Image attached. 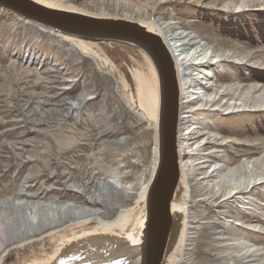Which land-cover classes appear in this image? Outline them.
Returning <instances> with one entry per match:
<instances>
[{"label": "rangeland", "instance_id": "1", "mask_svg": "<svg viewBox=\"0 0 264 264\" xmlns=\"http://www.w3.org/2000/svg\"><path fill=\"white\" fill-rule=\"evenodd\" d=\"M68 1L154 18L209 48L203 66L185 70L180 133L190 190L177 264H264V81L254 76L264 74V39L243 23L222 33L219 21L264 16V0ZM152 149V128L112 73L73 41L0 8V261L69 224L114 218L146 181ZM85 207L98 213L62 220Z\"/></svg>", "mask_w": 264, "mask_h": 264}, {"label": "water", "instance_id": "2", "mask_svg": "<svg viewBox=\"0 0 264 264\" xmlns=\"http://www.w3.org/2000/svg\"><path fill=\"white\" fill-rule=\"evenodd\" d=\"M0 8L92 56L153 130L146 182L114 219L69 224L10 251L0 264H177L190 186L180 133L183 69L165 30L154 18L89 10L68 0H0Z\"/></svg>", "mask_w": 264, "mask_h": 264}, {"label": "bare ground", "instance_id": "3", "mask_svg": "<svg viewBox=\"0 0 264 264\" xmlns=\"http://www.w3.org/2000/svg\"><path fill=\"white\" fill-rule=\"evenodd\" d=\"M124 13H127L129 14L127 11H125ZM123 14V13H122ZM130 15V14H129ZM166 34L168 35L172 45H173V48L174 50H176V53L178 55V58L180 60V63L182 64V79H183V82H184V86L188 83V80L186 78V65L188 63H190V65H197L199 67L203 66V64H205V62L207 61V59L212 55L208 52V47L200 42V41H196L193 36H189L187 35V33H184L183 35L182 34H178L177 32H167V30L165 31ZM196 42V45L194 46V52L193 54L190 56L189 52H188V49H187V46L188 44L190 43H195ZM196 54V55H195ZM212 57V56H211ZM192 58V60H190ZM194 58L196 60H194ZM198 59V60H197ZM190 60V61H189ZM214 60V59H212ZM211 60V61H212ZM200 69V68H199ZM206 75V74H205ZM201 77V76H200ZM200 83V80L199 82L197 81V83H194V84H198ZM201 84V83H200ZM198 87H201V86H198ZM185 88V87H184ZM186 92V90H185ZM207 99H210V98H207ZM214 100V99H213ZM212 100V101H213ZM185 101V99H184ZM205 101V100H204ZM211 101V100H210ZM207 102V101H206ZM205 104V103H204ZM211 104V103H210ZM185 114L183 113L182 114V122H183V118H184ZM181 122V123H182ZM184 133V132H183ZM182 133V135H184ZM183 142L184 141V137L182 138ZM184 149V148H183ZM183 151V150H182ZM249 163H250V160H249ZM248 163V164H249ZM146 181H142V183L140 184L139 188L141 187V185H143V183H145ZM138 188V189H139ZM240 188V186L234 184V186H232L230 189V192L231 193H234L236 191H238ZM19 194H23L22 192H19ZM26 195V193H25ZM36 194L33 193V194H30L31 197H34ZM85 203L87 204H90V205H96V201L95 199H89V200H83ZM120 211V210H118ZM98 212H96V210L94 211V209L92 208H88V207H85L83 208V213H74L73 215L71 216H68L67 219H62L63 221H78L81 217H90V216H94V214H97ZM100 218V217H99ZM114 219V218H113ZM61 220V222H62ZM85 220V219H84ZM248 255V254H247Z\"/></svg>", "mask_w": 264, "mask_h": 264}, {"label": "trees", "instance_id": "4", "mask_svg": "<svg viewBox=\"0 0 264 264\" xmlns=\"http://www.w3.org/2000/svg\"><path fill=\"white\" fill-rule=\"evenodd\" d=\"M207 12V11H206ZM207 17V16H205ZM214 18L216 20V15L214 14H211L209 15V18ZM208 18V17H207ZM235 19V18H234ZM236 21H231V18H220L219 21L221 23V32L222 33H228V34H235L237 33L236 29L237 27H240L239 25H241L243 23L242 26L246 27V30H250L251 28H255L261 35V37H263L264 39V16H254L252 18L250 17H247L246 16H243L242 19H235ZM240 23V24H239ZM250 33L247 35L248 38L252 39L254 38V33L253 31H249ZM247 33V32H246ZM260 71L262 70H259L256 71L257 73L254 72V70H252L251 72L252 73H255L254 76L260 80H263L264 81V74L260 73Z\"/></svg>", "mask_w": 264, "mask_h": 264}]
</instances>
